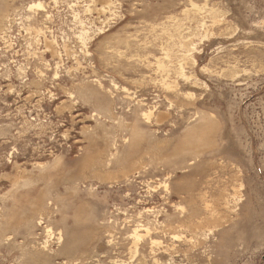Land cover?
Segmentation results:
<instances>
[{"label":"rangeland","instance_id":"obj_1","mask_svg":"<svg viewBox=\"0 0 264 264\" xmlns=\"http://www.w3.org/2000/svg\"><path fill=\"white\" fill-rule=\"evenodd\" d=\"M0 264H264V0H0Z\"/></svg>","mask_w":264,"mask_h":264},{"label":"bare ground","instance_id":"obj_2","mask_svg":"<svg viewBox=\"0 0 264 264\" xmlns=\"http://www.w3.org/2000/svg\"><path fill=\"white\" fill-rule=\"evenodd\" d=\"M105 6H106V5H105ZM195 8H196V7H195ZM46 43H47V42H46ZM49 43H50V42H49ZM50 44H51V43H50ZM50 44H49V45H50ZM52 44H53V43H52ZM53 45H54V44H53ZM50 46H51L50 49H51V51L53 52V55H57L56 48H53L52 45H50ZM48 50H49V49H48ZM49 51H50V50H49ZM49 51H48V52H49ZM57 56H58V55H57ZM48 231L50 232V230H48Z\"/></svg>","mask_w":264,"mask_h":264}]
</instances>
